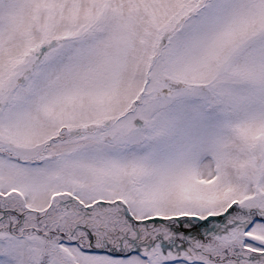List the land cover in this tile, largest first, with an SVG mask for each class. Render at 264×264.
<instances>
[{
    "label": "snow or ice",
    "instance_id": "6c2138e0",
    "mask_svg": "<svg viewBox=\"0 0 264 264\" xmlns=\"http://www.w3.org/2000/svg\"><path fill=\"white\" fill-rule=\"evenodd\" d=\"M0 264H264V0H0Z\"/></svg>",
    "mask_w": 264,
    "mask_h": 264
}]
</instances>
